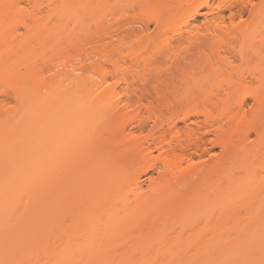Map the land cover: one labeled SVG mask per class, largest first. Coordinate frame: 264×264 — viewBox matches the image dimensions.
I'll list each match as a JSON object with an SVG mask.
<instances>
[{
  "label": "bare ground",
  "instance_id": "bare-ground-1",
  "mask_svg": "<svg viewBox=\"0 0 264 264\" xmlns=\"http://www.w3.org/2000/svg\"><path fill=\"white\" fill-rule=\"evenodd\" d=\"M21 1L32 3L33 7L37 8L43 7L46 2L47 5L49 4L48 7H51V4L53 7L56 4V7L59 5L57 3L63 2V0H0V8L3 11L8 10L12 4ZM181 1L183 0H142L141 3L145 4L143 15H150L149 20L154 21L157 27H162V24L165 25L171 20L173 16L171 13H174L172 11L176 10ZM242 2L253 7L250 23L236 25L231 20L228 26L224 15L217 12L207 22L205 29V32L215 40H221L223 34L234 39L237 36L236 40H239L240 42H237L240 44L234 42L237 43V46L234 44L236 47L234 50L235 53L238 52L242 65L238 64L237 67L227 58L225 62L228 67L223 62L224 66L222 63L220 66L218 62H215L218 65L210 62L212 71L209 73L186 77L185 80L174 78L171 73L166 76L171 79L170 81L164 76H157L154 80L158 83L149 82L155 87L163 85L162 88L182 89L186 86L183 90L188 88L190 92L184 93V97L182 93V96L174 97L181 96L179 100L188 102L189 106L191 102L187 99L190 96L192 104L188 107L189 110L182 108V112H179L180 109L173 113L171 110L172 116L170 114L167 120L165 116L160 117L158 112L151 111L148 117L152 120V124L148 125L142 112L132 109L133 99L126 95L128 99L124 103V100H118L117 96L113 95L112 88L119 82L115 81L114 84L112 83L113 86H110L106 74L98 87L99 89L103 87L100 92L92 93L91 90H87L79 94H62L60 97L57 95L55 112L49 111L48 106L42 107L37 120L43 123V126L40 128V135L37 134L36 142L31 145L18 144L13 149L11 147L9 152H5L4 147L0 146V159L2 152L10 155L7 164L5 163L9 170L2 173L3 170L0 169L2 170L0 173L1 218L10 219L16 215L17 222L26 229L29 227L26 219L29 214L40 215L48 229L51 224H55L56 242L51 251L52 256L54 255V264H116L118 258H147L158 255L182 259L180 261L185 264L231 263L235 260L238 261L235 264H264V239L257 238L254 233L240 240L238 244L233 241L236 239H233V234L234 217L237 212L235 198L239 181L237 174L233 172L235 169L233 161L238 154L237 150L243 147L242 144L249 152H264V130H262L264 127L262 125L261 129L258 125L262 134L261 130L256 128V124L260 121L264 122L261 119L264 118L261 114L264 111V59H262L264 42H261L262 47L255 43L256 46L253 40L256 32L251 30L257 24L264 27V0H242L241 4ZM201 4L213 11V4L209 1L205 0ZM200 8L199 4L193 7L190 18L194 20L202 15ZM169 14L172 16L170 17ZM168 15L170 20L166 19ZM189 28L183 36L184 40L188 33L191 41L198 40L201 41L199 42L201 45L203 43L209 48L212 47L207 44L208 42H202L201 28L194 24ZM37 33L38 31H35L32 34ZM98 34L96 33V37ZM99 37L102 36L99 34ZM212 38L208 40L214 41ZM179 40L181 43L182 38ZM33 42L18 44V47L20 45L18 51L35 50L28 46L30 43L34 46L36 41ZM219 49L220 47L217 48ZM12 52H17V49ZM166 53L165 51L161 54L165 56ZM191 53L195 57L193 52ZM191 53L185 56L186 62H193L195 59ZM196 55L198 57V54ZM198 59L203 62V58ZM155 61L148 62L155 63ZM6 62L7 65L10 63V61ZM111 62L113 69L110 73L113 77L115 75L114 78L119 79L124 71L122 72L121 68L119 70L120 65L117 62L114 60ZM260 62L263 64L259 65ZM176 65L177 63L175 67ZM245 67L247 73L249 72L246 75H250L248 77L244 72ZM74 69V72L84 70L81 67ZM2 72L3 70L0 75ZM125 76L122 77L124 84L126 82L127 85L134 87L135 81L132 80L134 83H130L132 76H128L130 80ZM72 77L74 78V75ZM133 79L135 80L134 75ZM96 86L97 83L94 87ZM195 86L201 89L200 94H203L202 98H200L202 94H199L201 100L194 95ZM206 87L209 89L205 90ZM88 91H90L89 95ZM109 91H112V96ZM244 94L252 97L256 104L252 111L254 114L252 121L248 126H245L247 119L243 113L246 112L243 103L245 101L242 99ZM236 95L242 99L238 102L240 107L238 113L231 105ZM114 96L118 101L114 100ZM196 100L201 101L200 104ZM168 105L163 103V106L169 107ZM179 114H182V117ZM200 115L214 131L217 140L215 143L222 146L224 150L222 157L210 156L213 159L209 161L206 160L207 152L204 151L198 154L199 160H197L198 155L195 156L194 151L192 154L193 149L200 147L203 137L200 129L190 127V123L187 122L195 123L192 118ZM257 118L260 121L255 123ZM180 121H183L185 126H181ZM249 127L257 129L256 135L260 133L256 136V140L261 137L260 144L251 145L247 144L248 142L247 145L244 144L248 141ZM145 131L149 133L144 135ZM55 132L58 143L53 147L49 143L53 140ZM236 135L240 138L239 142L244 140L240 142L241 145L235 144ZM156 152L158 155H155ZM34 153L39 155L40 159H47L45 165L43 164L44 167L42 166L43 173L37 171L34 174L32 170V174L29 172L31 175L28 172L26 175V172H23L24 166L22 173L17 171L24 161L20 158H28ZM53 158V161L56 159V163L52 162ZM5 164L3 169L6 168ZM156 172L158 177H155ZM16 196H18L17 201L20 199L18 202H24L25 197L27 202L20 205L15 203L17 206H14L11 200H15ZM15 208L17 211H14ZM259 228L260 226L257 227Z\"/></svg>",
  "mask_w": 264,
  "mask_h": 264
},
{
  "label": "rangeland",
  "instance_id": "rangeland-1",
  "mask_svg": "<svg viewBox=\"0 0 264 264\" xmlns=\"http://www.w3.org/2000/svg\"><path fill=\"white\" fill-rule=\"evenodd\" d=\"M141 1L63 0L62 3H57L59 5L56 7V4L54 7L53 4L50 5L51 7H48L49 4L47 5L46 2L41 8L33 7L32 3L21 1L12 4L13 8L11 6L9 8L10 10L5 9L3 11V9L0 8L2 10H0V66L2 65L0 69L2 68L3 70L2 74H6H4V76H2V74L0 75V146L4 147L3 150H5V152H9L8 150H10L11 147L13 149L14 146L17 147L18 144L31 145L34 141L36 142V139H38L37 134L40 135V128L43 126V123L37 120V117L41 114V108L48 106L49 108L47 109H49V111L55 112L56 109L54 108H56L55 102L58 99V97H56L57 95L60 97L62 94H79L87 90H91L92 93L100 92L103 87L100 89L98 87H100L102 81L105 79V74L107 75L110 86H113V82L115 81L119 82L117 86L114 85L112 88L113 95L117 96L116 98L118 100H124V103H126L125 100L128 99L127 96L133 99L132 103L134 106L132 109L136 111L140 110L144 116V120L150 125L152 124V120H149L148 117L150 113L158 112L157 114H159L160 117L164 118L165 116L166 119L169 118L171 110L172 113L180 109L179 112H182V108L189 110L188 107L192 104L190 96L189 99H187V101L191 102L189 106L187 105L188 102H182L181 99V101L179 100L182 96L181 93L183 94L182 97H184V93L188 91V88L185 89L186 91L183 90L186 86L182 89H180V87H178L179 89L174 87L162 88L163 85L159 87L156 85L155 87L153 83V85L149 83L155 81L157 76H164L166 80H169L170 78L166 76L172 73L174 78H183V80H185L186 77L190 78V76L193 75L211 72L212 68L210 62L215 65H218L215 63L218 62L220 66L223 62L227 66L226 59L228 58L229 61L231 60L234 62V65H237V67L238 64L242 63L239 59V54H237L238 52L235 53L234 50V42L239 41L236 40L238 39L236 35L234 39V37L223 34L221 40H215L205 32V29L207 22L210 21L217 12H221L224 15L225 23H227L228 26L231 20H233L236 25L250 23L253 15V7L251 4H244L243 2L241 4L242 0L240 2L239 0H206L209 1L210 4H213L212 11L201 4V2L205 0H183L178 4L176 10L172 11L174 12L171 13L173 16L169 14L170 17L172 16V18H170L171 20L168 15L166 19L170 21L165 23V25L162 24V27H157L154 21L149 20L150 15L147 14L148 17H146L147 15H143L145 4L141 3ZM198 4L201 5L200 12L202 15L197 16L196 19L193 20L190 18L191 9H193V7L195 8ZM190 24L197 25L202 29L203 33L200 38L202 42H208L207 44H209L210 47L212 46L211 48L205 46L203 43L201 45V43H199L201 41H191V38L187 35L188 33L186 34L187 38L185 40L183 39L184 34L190 29ZM251 30L256 32L253 36L254 44L256 43L258 46L261 45L259 47H262L261 42H264V27L262 28L260 24H257ZM33 31H38V33L33 35ZM96 33H99L102 37H99L98 34L100 38L98 39ZM180 38L183 40H181V43L179 42ZM208 38H212L214 41L210 42ZM34 40L36 41L34 46L31 43L28 44V46L30 45V48L32 47V49L35 50H29L30 52H27L28 50L21 48L23 50L18 51L21 44L29 42L34 43ZM57 41H59V43H57ZM239 42L237 43L240 44ZM237 43L235 44L236 46ZM18 44H20L19 47L17 46ZM228 44L230 47H228ZM218 47H220L219 50H217ZM10 49H17V52L13 53ZM165 51L167 53L164 56L163 54ZM162 52L163 54H161ZM188 52H193L195 56L193 57L191 53L192 57L195 58L193 62L190 61L191 63L186 62L185 59V56L189 55ZM138 54L139 59L137 60ZM196 54H198V57ZM199 57L203 58V62L198 59ZM112 60L120 65L119 70L121 68V71H124V73H122L124 75L120 74V78L118 77L119 79H116L117 77L114 78L115 75L113 74V77L110 73L113 69L111 64ZM151 60L156 61L155 63L148 62ZM6 61H10V63L7 65ZM261 61L263 62V60ZM262 62H260L259 65L263 64ZM175 63H177V67H175ZM223 63L222 66H224ZM156 66L157 68H155ZM75 67H81V69L83 68L84 70H81L83 72H74ZM9 68L12 70L10 69L9 71ZM126 68L128 69L126 70ZM152 68H155L157 72L151 70ZM222 69L224 70L223 67ZM244 70L245 75L249 73H247L246 67ZM71 74L74 75V78ZM133 75L135 80L133 79ZM124 76L127 77V79H129L128 76H132L131 80H129L130 83H134L133 81H135V86L132 87L133 85H127L126 82L124 84L122 78ZM246 76L248 77L250 75ZM165 78L163 80H165ZM141 79L142 81H140ZM96 83L97 86L94 87ZM106 88H108V86ZM224 88L227 90L226 86ZM194 89L197 91L193 90L195 94L192 93L199 98L201 89L197 86H195ZM206 89H209V87H206L205 90ZM87 94L89 95L90 91H88ZM87 94L86 96H88ZM207 94H209L208 91ZM175 95L181 96L175 98ZM233 95L235 94L233 93ZM202 96L203 94L200 98H202ZM242 97L246 102H243L245 106L244 109L246 110V112L243 111V113L247 119V121L244 122L246 123L245 126H248L249 122L252 121L251 119L254 115L252 111L256 107V104H254L255 100L249 95L244 94ZM116 98L114 100L118 101ZM200 98L199 100H201ZM234 99L235 101H232L231 104L233 105L232 109L238 113L240 109L238 102L242 99L237 95L234 96ZM165 100L167 101L165 102ZM199 100L196 101L200 104L201 101ZM163 103L166 106L168 104L170 106H163ZM53 105L55 106L53 107ZM213 109L217 110L216 108ZM261 114L264 115V111L261 112ZM256 115L259 114L256 113ZM197 117H194L195 119L192 118V121H195V123H191L190 121L187 123H190V127L201 130L203 142L199 148L192 150V154L193 151L195 153L198 152L197 154L194 153V155L197 156L206 151V160L209 161L213 159L210 158V156L215 158L222 157L224 155V150L221 145L215 143L217 140L214 131L210 129L211 127L207 124L202 115ZM258 118L255 123H258ZM261 119L264 120L263 117H261ZM180 122L179 124L181 126H185L184 123H182L183 121ZM244 122L243 128L245 127ZM260 122L256 124L257 126L255 125L258 129H260L262 125L264 127V122ZM207 125L209 127H207ZM211 130L212 132L209 133ZM247 130L250 132L247 131L248 139H244L248 141L244 142V144L247 142V144L250 143L251 145L254 143L260 144L262 139L259 137L260 139L256 140V136L260 133L262 134V130L264 129H262L260 133L258 132L257 135V129H250L249 127ZM241 131L242 130H240L239 133H241ZM148 133L149 131H145L144 135ZM239 133H237V135ZM237 135L235 144L239 143V145H241L240 142L242 143L244 140L239 142V136L241 134H239V136ZM34 137L36 138L34 139ZM51 142L49 144L56 147L55 143H58L57 132L54 133ZM242 146L243 147L239 149L236 148L238 149V154L236 153L237 156H235L233 161L235 163L233 172L237 174L236 176L239 180L235 198L237 210L235 213L236 216L234 215L235 228L233 239H236L233 241L234 243L236 241L235 244L240 243V240L254 233L257 238L264 239V219H262L264 215V152H249L246 146L243 144ZM255 146H257V144H255ZM5 152L1 154L0 169L3 171L0 170V173L1 171L2 173H6L9 170L6 164L10 155L3 154ZM155 155H158V153L156 152ZM199 155L196 157L197 160H199ZM29 157L31 158L29 159ZM29 157L25 159L23 157H21L23 159L20 158V160L24 161L17 171L22 173L21 170L24 166L23 172H26V175L27 172L31 175L32 170L34 174H36L37 171L38 173H43V167L47 159H40L39 155L35 153L29 155ZM26 159H28V161ZM51 160L52 162L56 161V159L53 161L54 158ZM55 163H53V168H55ZM4 164L6 165L5 169H3ZM29 172H31V174ZM155 175V177H158L157 172ZM18 196H16L15 200H11L14 206L25 203L26 201L25 197L24 202H18L20 200L17 201ZM15 210L16 208L14 211ZM39 216L29 214L26 218L29 222L28 229L23 228L21 223L17 222L16 215L12 216L10 219H3L1 218L2 216H0V264H54V255L52 256L51 251L55 247V231L57 228H55V224H51L48 229L43 223V218ZM258 226H260L259 229H257ZM180 260L182 259L158 255L147 258H118L116 264H185ZM235 263H238V261L235 260V262L231 263L207 262L202 264Z\"/></svg>",
  "mask_w": 264,
  "mask_h": 264
}]
</instances>
